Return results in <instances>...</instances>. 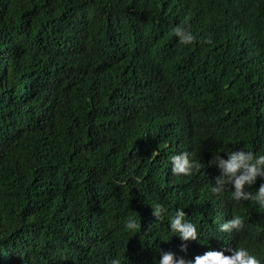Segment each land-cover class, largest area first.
<instances>
[{
    "label": "trees",
    "instance_id": "16d2710c",
    "mask_svg": "<svg viewBox=\"0 0 264 264\" xmlns=\"http://www.w3.org/2000/svg\"><path fill=\"white\" fill-rule=\"evenodd\" d=\"M233 150L264 154V0H0V264H158L223 244L264 264V210L210 190L208 162ZM185 151L199 171L174 176ZM178 208L207 245L180 251ZM234 215L243 230L220 232Z\"/></svg>",
    "mask_w": 264,
    "mask_h": 264
},
{
    "label": "clouds",
    "instance_id": "9594fccd",
    "mask_svg": "<svg viewBox=\"0 0 264 264\" xmlns=\"http://www.w3.org/2000/svg\"><path fill=\"white\" fill-rule=\"evenodd\" d=\"M173 34L183 44H192L197 41L193 33L182 26L172 28ZM208 43L209 41H205ZM223 158L220 154L212 156L208 162L209 166H215L219 175L214 180L210 190L214 194L223 193L229 186L231 188L230 198L235 202L248 201L264 210V154H254L251 151L233 150L225 152ZM171 173L174 176H189L199 171L200 165L194 161L189 152H180L170 158ZM258 179L262 181L255 192L247 189L257 184ZM152 216L161 219L165 208L161 203L153 202L151 205ZM183 209H177L175 214L168 219V228L173 236L181 240L180 251L186 252L187 242H197L201 245V237L197 226L187 220ZM126 230H134L137 227L134 218H129L124 225ZM244 228V221L238 215L220 224L219 231L222 233H238ZM227 253V254H226ZM109 264H121L118 258H112ZM158 264H262L257 254L251 252L247 247H230L224 245L220 250H209L202 255H195L186 260L176 257L172 252H163Z\"/></svg>",
    "mask_w": 264,
    "mask_h": 264
}]
</instances>
